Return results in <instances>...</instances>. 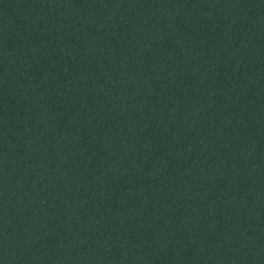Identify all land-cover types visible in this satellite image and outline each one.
Here are the masks:
<instances>
[{"label": "trees", "instance_id": "trees-1", "mask_svg": "<svg viewBox=\"0 0 264 264\" xmlns=\"http://www.w3.org/2000/svg\"><path fill=\"white\" fill-rule=\"evenodd\" d=\"M0 264H264V0H0Z\"/></svg>", "mask_w": 264, "mask_h": 264}]
</instances>
